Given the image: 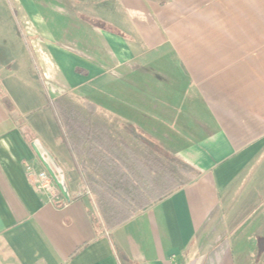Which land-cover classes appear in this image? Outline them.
Returning a JSON list of instances; mask_svg holds the SVG:
<instances>
[{
	"label": "crops",
	"instance_id": "1",
	"mask_svg": "<svg viewBox=\"0 0 264 264\" xmlns=\"http://www.w3.org/2000/svg\"><path fill=\"white\" fill-rule=\"evenodd\" d=\"M0 24V55L32 49L53 100L89 102L123 139L134 129L197 172L100 230L76 170L66 196L35 188L44 152L0 97V264H121L118 251L130 264H264L258 216L226 213L264 173V0H0Z\"/></svg>",
	"mask_w": 264,
	"mask_h": 264
},
{
	"label": "trees",
	"instance_id": "2",
	"mask_svg": "<svg viewBox=\"0 0 264 264\" xmlns=\"http://www.w3.org/2000/svg\"><path fill=\"white\" fill-rule=\"evenodd\" d=\"M52 105L48 108L62 144L84 188L94 197L103 230L122 225L192 181L175 178L171 162L160 156V150L155 153L134 129H127L128 142L95 120L93 104L79 105L62 96ZM177 164L193 170L181 161ZM118 258L121 264H130L120 251Z\"/></svg>",
	"mask_w": 264,
	"mask_h": 264
},
{
	"label": "rangeland",
	"instance_id": "3",
	"mask_svg": "<svg viewBox=\"0 0 264 264\" xmlns=\"http://www.w3.org/2000/svg\"><path fill=\"white\" fill-rule=\"evenodd\" d=\"M5 22L7 27V23H10V21L5 20ZM11 23L12 25L15 23L13 17ZM4 25L5 23L2 27ZM8 29H10L9 26ZM30 50L29 57H27L24 48L17 49L18 52H15L17 55L15 54L16 57L13 58V61L7 58L9 55H0V97L22 129L27 132L31 142L36 145L37 150L44 152L46 163L52 172L56 174L57 181L70 188L71 183L75 180V169L71 167L70 156L62 144L59 129L48 108L54 107L52 105L53 95L49 93L45 86L39 66L36 60L31 57L33 50ZM5 58L7 59L3 63ZM66 96L71 102L80 104L78 97L74 95ZM114 127L116 130L121 129L117 128L115 124ZM127 131L125 129V131L122 130L121 132L126 139L129 138ZM157 149L161 151L160 146ZM165 156V159H163L168 163L171 162L170 164L176 169L174 170V177L178 180L193 181L197 177V172L191 166L193 170L190 171L179 166L177 164L178 160L170 158V155L165 154ZM59 172L63 173L66 178L63 174L59 175ZM172 188H175V186ZM66 191L69 193L68 189ZM236 191V196L229 200L226 213L230 216L237 211L236 222L258 216V220L250 231L261 235L264 232L261 229L264 228V173H262L259 165L252 174H247L241 180ZM78 194L84 195L82 190H79ZM88 194L89 196H84L91 203L95 227L103 230L104 226L96 209L94 197L90 193Z\"/></svg>",
	"mask_w": 264,
	"mask_h": 264
},
{
	"label": "built area",
	"instance_id": "4",
	"mask_svg": "<svg viewBox=\"0 0 264 264\" xmlns=\"http://www.w3.org/2000/svg\"><path fill=\"white\" fill-rule=\"evenodd\" d=\"M45 154H39V157L43 161L44 165L46 163ZM45 161V162H44ZM47 164V163H46ZM48 165V164H47ZM46 166V165H45ZM47 169V168H46ZM30 179L34 183L35 188L40 191L52 192L54 189V181L49 175L48 170H42L39 172H34L32 170L29 171Z\"/></svg>",
	"mask_w": 264,
	"mask_h": 264
},
{
	"label": "water",
	"instance_id": "5",
	"mask_svg": "<svg viewBox=\"0 0 264 264\" xmlns=\"http://www.w3.org/2000/svg\"><path fill=\"white\" fill-rule=\"evenodd\" d=\"M44 162H45V161H44ZM45 165H46V168H47V170H48V172H49V175H50L51 178L53 179L55 185L58 187V189L60 190V192H61L64 196H66V190H65V188H64V185H62V182H61V183L58 182V181H57V176L52 172V170L48 167V165H47L46 163H45ZM59 175H60V173H59Z\"/></svg>",
	"mask_w": 264,
	"mask_h": 264
}]
</instances>
